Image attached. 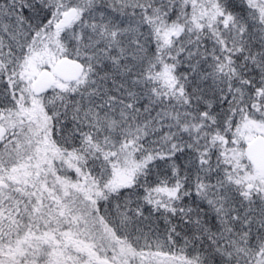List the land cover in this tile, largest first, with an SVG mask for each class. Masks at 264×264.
<instances>
[{
	"label": "snow or ice",
	"instance_id": "1",
	"mask_svg": "<svg viewBox=\"0 0 264 264\" xmlns=\"http://www.w3.org/2000/svg\"><path fill=\"white\" fill-rule=\"evenodd\" d=\"M0 264H264V0H0Z\"/></svg>",
	"mask_w": 264,
	"mask_h": 264
}]
</instances>
